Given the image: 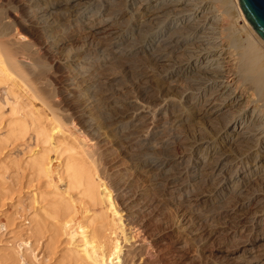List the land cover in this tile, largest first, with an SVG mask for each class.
I'll list each match as a JSON object with an SVG mask.
<instances>
[{"label":"bare ground","instance_id":"1","mask_svg":"<svg viewBox=\"0 0 264 264\" xmlns=\"http://www.w3.org/2000/svg\"><path fill=\"white\" fill-rule=\"evenodd\" d=\"M10 9L20 16L7 22ZM252 29L238 0H0V85L16 100L21 83L50 116L15 101L0 154L29 132L48 145L8 166L64 182L39 196L29 219L37 238L57 244L77 204L83 213V254L67 250L58 263H134L125 222L161 197L180 216L165 234L175 253L191 239L209 264H264V40ZM72 123L78 136L57 149ZM115 152L125 163L110 171Z\"/></svg>","mask_w":264,"mask_h":264},{"label":"rangeland","instance_id":"2","mask_svg":"<svg viewBox=\"0 0 264 264\" xmlns=\"http://www.w3.org/2000/svg\"><path fill=\"white\" fill-rule=\"evenodd\" d=\"M10 10L11 11L9 10L6 11L7 13L5 15L7 16V18H9L7 19L5 17L4 20L6 21L7 20L10 21V19L20 16L19 12L15 13L14 16V14L12 13L13 12L12 9ZM241 24H243L242 21ZM10 30H12L9 31L10 36L12 37L18 36L17 34L19 32L18 27L13 26L11 27ZM147 60L145 61L143 59L144 65L147 67H152L153 62L150 59L148 61ZM48 63H50V61L47 59V63H46L47 64L46 66L48 68L47 72L49 71L48 79L50 78L48 80V87L52 86L51 89H54L57 86V80L52 70L54 69L53 68L54 64L52 62L50 64ZM115 68L116 69H114L113 73L119 74L120 72L119 75H121L120 76L121 83L120 80L118 81V83L123 84V86L126 83L128 87L125 85L124 86L126 87L125 90L134 91V86H132L133 84L132 76H129L131 74L127 70L124 71L125 69L122 68L121 64H117ZM121 69L123 71H121ZM116 70H118V72ZM124 75L128 79L124 77ZM128 80L130 81V83ZM49 82H51L54 85L49 84ZM17 84L21 88L12 87L15 90L14 94L18 95V98L16 100L10 94L7 93V89L10 87V85H4V84L0 85V103L3 105L2 107L3 116L2 119L0 120L2 121L0 122V130H1L0 133L4 131L3 128L4 125L12 117L10 107L15 106L14 105L15 101L17 102L19 101V103L23 106L24 108L22 111L23 114H26V112L29 113L30 111L35 114L39 113L41 116L47 115V117H50L48 111L41 106L40 102L38 100H34L31 96V93H29L26 88L25 90L23 88L24 86H22L21 83L20 84L17 83ZM5 100L8 102V104H6ZM76 129L78 130L76 123H72L70 128H65L62 134H58L56 138V143H57L56 148L59 149L61 147H64V144L71 145L74 139L78 136V133L75 132ZM91 143L93 142L89 141L88 145H91ZM42 146H48V145L44 143L36 144L34 136L31 134V132H29L23 139L17 140L9 144L5 149H3V152H1L0 154V186L2 188H6L5 191L9 188L6 191V194L3 197V199L0 200L1 201L0 202V264H60L58 263L59 262L58 260L60 259V254L66 252L67 250L78 251L79 254H83L82 253L83 244L80 241L83 238V235L81 234V230L77 226L78 223L82 220L83 213L82 211L79 210L80 208L78 207V204L76 206V208L78 209H76L77 211L74 216V220L71 223V228L67 231H63L62 232L63 234H60V237H58L59 242L57 241V244L55 243L50 245L49 243H47L48 239L46 237L37 238L32 233V223L29 221V219L35 216L36 214H39L40 212L41 202H39V196L42 194L46 195L48 191L55 190L56 186L60 190L63 189L64 182L57 177L58 174L55 173V169L57 170L56 166L58 161L64 158L68 153L64 152L62 155L63 152L62 150L58 155V159L55 160L53 159L54 153L50 152L49 156L51 159H53L51 163V167L55 174L53 175L52 180L47 183H45L43 179H41L40 181H37L35 179H34L35 181L34 180L29 181L30 176L26 175L25 172L21 174V170L15 171L14 168L11 167L12 168L11 169L9 167L10 168L9 169L8 166L10 165L11 162L14 161L17 163L24 162L25 159H27L28 156L34 150ZM99 149H102V146ZM109 156L108 157L110 159H108L107 157L106 160L108 162H106L105 164L108 170L114 171L116 169L123 168V165L125 163L123 158H121L116 152L115 155L114 153H112ZM2 164H4V166ZM4 167H7V171L5 170L6 168ZM20 174L22 175L23 178L20 176ZM43 189H45V191ZM7 192L9 193L7 194ZM34 198L36 200H34ZM157 199L159 200V202L154 201L156 203L153 202L151 205L152 207L151 206L146 207V209L143 210L144 213L143 211H140L138 216L135 218V220L132 223H127V221L125 222L126 223L125 232H126V237H128V239L126 242L123 241L122 239V244L124 245L123 249H128L129 247H132V245H134V247L132 248L134 249L135 247L137 248L136 249L137 256H135L136 258H134V263L132 264H165V262L166 264H209V257L207 256L206 251L204 249H201V247L198 244L197 245L196 243L194 244V242L191 239H187L189 240V242L185 240L187 242V244L186 242L184 244L185 248L183 247L184 249L178 251L177 252L178 254L175 253L174 244H173L175 243L174 241L175 238L171 236H166L165 234L170 230L179 227L178 225H180L179 224L180 216L178 215L179 214L178 211L175 208H173L172 207L173 205L171 206V204L167 200H165V198L158 197L155 200ZM149 207L151 209H149ZM153 208H157V209H153ZM171 208L172 210H169ZM152 209L154 210L153 212ZM147 210L150 211L151 213L149 212L147 213ZM89 232L90 229H88V233ZM112 236L114 237V235ZM163 248L165 249V251ZM100 250H98L97 254L99 253ZM137 250H139V252ZM165 255L168 256L169 258L166 257ZM81 264L84 263L82 262Z\"/></svg>","mask_w":264,"mask_h":264},{"label":"water","instance_id":"3","mask_svg":"<svg viewBox=\"0 0 264 264\" xmlns=\"http://www.w3.org/2000/svg\"><path fill=\"white\" fill-rule=\"evenodd\" d=\"M238 2L246 20L264 40V0H238Z\"/></svg>","mask_w":264,"mask_h":264}]
</instances>
